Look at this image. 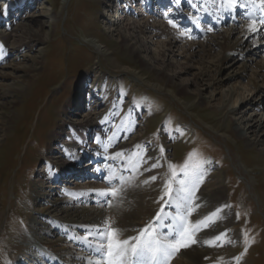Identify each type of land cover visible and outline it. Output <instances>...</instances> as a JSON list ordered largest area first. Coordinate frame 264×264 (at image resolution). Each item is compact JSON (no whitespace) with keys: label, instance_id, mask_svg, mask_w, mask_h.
Returning a JSON list of instances; mask_svg holds the SVG:
<instances>
[{"label":"rangeland","instance_id":"obj_1","mask_svg":"<svg viewBox=\"0 0 264 264\" xmlns=\"http://www.w3.org/2000/svg\"><path fill=\"white\" fill-rule=\"evenodd\" d=\"M157 1L0 0V60H16L36 52L38 54V45L23 46L17 54L7 51L10 43L6 42L4 35H10L7 29L11 25L25 22L37 29L44 39L40 46L43 49L41 63L28 87L23 86V95L11 106L8 103L0 105V115L10 117L5 135L0 133V264H52L43 256H30L33 259L30 262L27 256L32 247L30 243L21 242L15 231L24 225L26 227L27 216L33 213L32 208L43 209L49 200L61 197L60 188H57L56 193H44L34 198L32 183L55 171L51 155L66 152L60 143L56 146V140L64 139L59 138L64 133L75 134L80 140V135L77 136L80 133L72 123L78 121L83 112L93 111L96 105L110 112L112 108L117 110L99 134L106 143L104 157L113 160L120 157L132 163L133 159L127 157L137 150L142 158L133 163L139 166L151 150L154 151L150 161L158 162L163 169L155 216L168 199H160L164 181L170 177L168 165H177V179H182L179 166L185 163L189 154H194V161L202 163L204 176L220 173L224 199L232 216L231 229L237 235L233 264L244 260L250 264H264V152H258L259 147L254 152L248 150L244 143L246 139H241L235 131L236 123L247 122L264 139V74H256L259 64H264V37H249L240 42L238 26L246 15L243 17L244 12L237 10L233 16L238 21H224L226 18L218 12L221 0H201L200 3L198 0H160L156 9L154 5ZM204 9L216 11L215 15L219 18L210 20L201 17L194 25L189 18L197 19ZM141 12H148L151 21L156 23L161 20L168 22L169 19L175 21L179 31L195 34V41H206L207 35L219 33L225 34L229 45L240 47L229 61L218 67L208 63V50L212 55L219 54L217 44H211L206 53L202 49H194L191 57L190 54L185 57L180 52V45L172 47L173 53H170L164 47L166 39L154 38L146 30L143 34L135 33L144 47L142 58L128 60L122 54L124 50L112 51L121 43L117 32L112 29L119 28L126 33L127 25L142 23ZM53 13L57 16L54 17ZM231 25H235L233 31ZM94 42L100 43V51L92 47ZM157 51L166 54L164 74L173 76L170 83H166L163 75L149 73L141 66L144 58L155 66L159 65L162 56ZM207 63L211 68L203 73L204 76L200 74L199 67ZM16 78L19 83L22 77L19 74ZM148 82L163 87L159 90L149 86ZM104 84L105 88H102ZM233 89L243 95L245 101L237 103L239 113L223 119L220 101L228 100ZM165 90H175L177 97L193 102V107L186 111L182 103ZM8 96H0V102L8 100ZM103 98L109 99L111 104L105 106L100 103ZM209 98L213 100L206 104ZM115 102L117 105L114 108ZM116 134L118 137H115ZM52 135L56 137L55 142L51 140ZM246 136L250 139L254 137L252 132ZM235 140L240 142L235 144ZM122 141L132 142L134 147L127 150L124 157L116 156L118 144ZM161 147L164 148L163 153L160 152ZM89 159L83 157L79 165ZM240 165L244 168L240 169ZM88 169L92 173L85 177L80 175L78 180H97L105 189L117 187L116 180L109 183L105 176H95L93 165ZM61 184L59 182L58 185ZM111 199V196L107 197L108 201ZM105 206H109L108 202ZM167 210L168 206H164L162 213ZM79 233L80 238L86 235L84 229ZM46 238L53 245L52 251L59 252L61 247L55 244L57 236ZM86 238L91 245L98 242L91 237ZM78 242L80 245L72 242L74 248L68 246L71 255L68 257L81 264L86 259L84 256L89 254L80 240ZM19 244L24 245L25 252L18 249ZM45 251L55 259L65 258L53 255L50 250ZM16 258H20L21 262H16ZM198 264L230 263L222 257L216 261L204 257Z\"/></svg>","mask_w":264,"mask_h":264},{"label":"bare ground","instance_id":"obj_2","mask_svg":"<svg viewBox=\"0 0 264 264\" xmlns=\"http://www.w3.org/2000/svg\"><path fill=\"white\" fill-rule=\"evenodd\" d=\"M128 1L130 3L132 0ZM198 1L199 3L201 2V0ZM157 2H155L154 5L156 9V4H159L160 0ZM237 10H242L244 12L242 14L243 17L246 15L244 20H240L241 23L238 26L240 42L249 37H264V25L259 24L261 18L264 17V6H261L260 1L237 0L236 6L229 8L226 0H221V4L218 7V12L226 18L224 21L228 19L230 21H238L239 19L233 16V12L235 13ZM215 14L216 11L212 12L204 9L202 14L199 13L197 19H189L192 23H194V20L198 22L202 19L201 17H208L210 20H213L216 17L219 18V16ZM139 15L141 16L140 22L142 23H132L134 25L126 24L128 26L126 33L121 31L119 28L112 29L117 32L121 41L117 48H112V51L119 52V49L120 51L121 49L124 50L122 54L125 55V58L128 60L142 58L141 52L144 50V47L142 46V42L137 40L135 33L143 34L146 30L154 38L166 39V41H164V47H166V50L170 51V53H173L171 50L172 47L180 45V52L185 57L189 54L191 57L194 53V49H202L206 53L211 44H217L220 49L219 54L212 55L211 50H208V63L216 64L218 67L229 61L231 56L234 55L240 47L237 45H229L226 42L225 34L223 35L219 33L207 35L206 41H195L197 38H194L195 34L193 33L192 35H189L183 31H179L177 28H173L168 22L162 20L157 23L151 21V16L148 12H141ZM56 16L57 13L54 14V17ZM253 20L257 21V25L260 29L257 32L249 30V25ZM196 23H194V25H196ZM234 29L235 25H231V30L233 31ZM7 33H10V35H4L6 42L10 43L7 47V51L17 54L23 46L31 47L33 45H38L39 48L38 54H36V52L35 54L28 55L27 58L18 57L16 60H0V96L4 98L5 94L9 95L8 100L2 99L4 102H0L1 106L2 104L5 105L7 103L11 106V104L17 102L23 95V86L28 87L27 85L31 82L32 77L36 75L35 72L37 70V66L41 63L43 55V49L40 46L43 44L44 39L41 37L37 29L30 27L25 22H18L15 25H11L7 29ZM8 39L10 41H8ZM91 45L97 51H100L102 47L100 43L97 42L91 43ZM103 47L106 50V45ZM108 49L110 52V48ZM157 52L158 54L161 52L162 56L159 65L155 66L144 58L141 60V66L147 68L149 73L157 76L163 75L166 77V83H170L173 76H170V74L169 76L164 74L167 62L166 54L164 51ZM102 53L105 55L103 51ZM208 63L199 67L200 74L205 73L207 69L211 68ZM19 74L22 78L19 80V83H17L15 78ZM256 74L258 76L264 74V64H259ZM95 83L97 86V82ZM107 83L109 82H105V84ZM105 84L102 88H105ZM150 84L151 83L148 82L149 86L153 85L152 87H157L159 90L163 87V85L160 86L154 83L152 85ZM165 91L170 93L177 101H180L186 111L194 105L193 102L189 103L188 101L182 100L181 97H177V92L175 90ZM229 94L230 97L227 98L228 100L220 101V106L222 107L221 112L223 113V117L221 118L223 119H226L231 114L233 115L237 112L239 113L240 111H238L239 109L237 108V103H243L245 101L243 95L234 89L230 91ZM212 100L213 99L209 98L206 101V104L211 103ZM100 103L105 106L111 104L110 100L105 98H103ZM115 103V105L113 104L114 108L117 105V102ZM97 104H99V102ZM99 108L100 107L96 105L93 111L83 112L80 119L75 123H72L74 128L78 131V133H80L78 135L76 134L77 136L80 135V140L76 138L75 134L70 135L64 133L59 136V138L63 137L64 139H61L60 141L56 140V146L60 143L64 146L66 152L61 154L54 152V154L51 155V159L52 164L55 167V171L48 175L44 174L36 182L32 183L33 187L31 192L34 198H38L44 193H46L45 195H48L50 192H55V189L57 188H60L61 197L49 200L47 202V206L43 209L35 210L30 208L33 213L30 214L29 217L27 216L28 224L26 227L24 225L22 229H17V231H15L18 233L17 237L21 242L30 243L32 247L30 248L31 251L29 256H27V258L30 259V262L33 261L30 256H43L50 260L52 264H77L79 263L78 260L72 261L74 259L72 257H68L71 256L69 255L70 252L68 250V246L74 248L72 242H75L76 245H80L78 242V240H80L81 244L84 245L89 254L84 256V254L80 252L84 257H86L81 264H90V262L91 264H96V261L100 259V256L94 251L97 242L91 245L87 242L86 237H91L93 240L98 241L96 236L90 235V232H94L98 226L102 227L103 224L109 220L112 222L113 227L120 229L122 238L138 235L139 230L147 226L148 220L150 221L148 223H152L156 227L157 231H159L162 235H170L171 233L173 226L171 217L176 214L175 205L168 206V210L165 213H162V216L166 215L168 217L167 220L157 222L155 219L156 216L154 215L155 209L157 208L156 200L159 199L161 193L160 178L163 175V169H161V167H151L153 163H156L154 161H150V158H153L154 156V151L151 150L148 156H146L147 159L145 162L139 166H137L138 164L135 165L133 163L136 161L137 154L140 152L137 150H134V153L127 157H130L131 160L133 159L132 163H129L128 160H123L124 158L120 159V157L115 160L110 159V157H104L106 155L104 152L106 149V143L103 139H101L99 134L100 131L104 129V125L110 119V116H112L117 110L112 108L113 112H110V110ZM239 119L242 118L240 117ZM0 120V133L2 136L6 133V126L9 123L10 117L7 114H3L0 115ZM240 122H242V120ZM204 124L208 128H211L207 123ZM236 124L237 129L235 131L237 135L241 139H246L244 142L245 147L248 148V150H252V152L257 151V148L259 147L258 152H264V139H261L258 134L254 132V129L249 127L247 122L246 124ZM249 132H252V135H254L251 139L246 136ZM115 137H118V134H116ZM55 139L56 137L52 135L51 140H54L55 142ZM238 142L240 141L235 140V144H238ZM132 144V142L125 141L118 144L117 148L119 149V152L122 153V157H124L127 150L132 148ZM83 157H89L90 159L79 165L80 160ZM92 165L96 168L94 174L95 176H105V179L109 180V176L114 174L115 178L113 180L118 182L116 188L121 189L117 198H112L111 201L109 200V206H105L107 198L105 199L100 197L96 191L105 189L104 185H101V183L97 180L89 178L78 180L80 175L84 176L92 173L91 170L88 169ZM239 168L242 169L244 167H241L240 165ZM152 176H156L157 179L152 181L150 179ZM121 177H123V182H121ZM204 177L205 179L195 191L194 203L199 205V207L196 208L188 219L189 221L195 222L204 219L205 216L211 215L216 212L217 209H220L221 211L219 212L218 217L215 218L213 222L209 223L207 228H202L196 233L197 243L192 244L188 248H182L173 256L170 264H198L204 259V257H208L211 261H216L222 257L223 259L225 258L228 263L233 264L236 257L237 247L234 248V239L237 235L235 231L231 229L232 216L224 199L220 173H211ZM146 180L148 183H145ZM59 182L62 184L58 185ZM175 187H177V185H175ZM45 213L46 215H44ZM82 229L85 230L86 235L84 234V237L80 238L78 235H80L79 231ZM55 231H57V233H55ZM222 233L226 234L222 241H216L212 246L205 243V241L214 240L216 236H219ZM51 235L57 236L55 244L61 247L58 250L59 252L52 251L54 249L53 245L51 241L46 238ZM64 242L67 243L64 244ZM17 247L23 252L26 251L23 250L25 249L23 244H19ZM45 250H50L53 255L58 254L65 258L62 260L55 259L47 254L48 252ZM16 262H21V259L16 258ZM240 264L250 263L248 260H244Z\"/></svg>","mask_w":264,"mask_h":264},{"label":"snow or ice","instance_id":"obj_3","mask_svg":"<svg viewBox=\"0 0 264 264\" xmlns=\"http://www.w3.org/2000/svg\"><path fill=\"white\" fill-rule=\"evenodd\" d=\"M226 3L231 8L236 6L237 0H226ZM260 3L261 6H264V0H260ZM193 22L196 23L197 21L194 20ZM168 23L173 28L178 27V24L171 19ZM259 24L264 25V18H261ZM249 30L252 32L260 30L257 21H252ZM160 152H164L163 147H161ZM116 155L120 156L122 153ZM137 158L141 159L142 157L137 154ZM151 167L158 168L160 165L157 162L153 163ZM177 167L175 164L168 165L170 177L164 181L163 193L160 197L161 200L168 197L164 206L175 205L176 214L171 217L173 226L170 235H162L152 223H149L139 230L138 235L122 238L120 229L113 227L110 220L106 221L102 227L98 226L94 232H90V235H94L98 239L94 251L100 256V259L96 261V264H170L173 256L182 248H188L197 243L196 233L202 228H207L209 223L218 217L221 210L217 209L216 212L205 216L204 219L195 222L189 221L188 217L199 207L194 203L195 191L203 182L205 173L202 163L194 161V154H189L185 163L179 166V171L183 173L182 179H177ZM114 178V174L110 175L109 183ZM120 179L123 182V177ZM150 179L155 181L157 177L152 176ZM145 183L148 181L146 180ZM174 184L177 187L174 188ZM96 191L100 197L117 198L121 189L109 188ZM106 202L110 204V201ZM164 206L156 214L157 222L168 219L166 215H161ZM225 236L226 234L222 233L216 236L214 240H208L205 243L212 246L216 241H222Z\"/></svg>","mask_w":264,"mask_h":264}]
</instances>
